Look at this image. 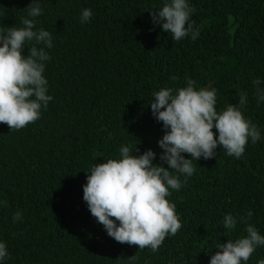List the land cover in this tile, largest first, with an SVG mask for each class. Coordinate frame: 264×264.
I'll return each mask as SVG.
<instances>
[{
  "label": "trees",
  "instance_id": "obj_1",
  "mask_svg": "<svg viewBox=\"0 0 264 264\" xmlns=\"http://www.w3.org/2000/svg\"><path fill=\"white\" fill-rule=\"evenodd\" d=\"M32 2L0 0V29L21 27ZM165 2L39 0L36 28L52 34L51 49L38 47L50 56L43 75L53 99L23 129L0 124V242L9 253L0 264H129L134 255L132 264H210L218 244L247 235V223L264 236V101L253 84L258 78L264 89V0H188L199 36L178 42L152 19ZM85 8L92 17L81 23ZM187 79L216 90L218 112L239 107L246 93L241 110L261 139L249 138L241 158L218 146L214 158L193 160L194 174L187 183L180 175L183 186L166 197L182 227L157 252L121 244L83 199L88 172L121 158V146H137L133 155L151 149L153 163H163L165 129L150 102ZM17 212L22 219L14 222ZM227 214L237 219L233 230L223 226ZM261 259L264 245L241 264Z\"/></svg>",
  "mask_w": 264,
  "mask_h": 264
},
{
  "label": "clouds",
  "instance_id": "obj_2",
  "mask_svg": "<svg viewBox=\"0 0 264 264\" xmlns=\"http://www.w3.org/2000/svg\"><path fill=\"white\" fill-rule=\"evenodd\" d=\"M26 9L28 16L21 18V27L0 29V124H6L11 131L38 120L41 109H46L53 99L47 94L48 82L43 75L45 62L50 60L45 47H53L52 34L36 28L35 18L42 15L39 0H33ZM193 11L188 0H166L151 15L153 22L178 42L189 35L193 40L199 36L195 21L190 22ZM91 17L92 10L83 9L81 23L89 22ZM29 44L25 56L24 49ZM253 84L257 87L258 102L264 101V89L259 88L261 80L254 79ZM246 103L247 94H241L239 107L229 105L218 112L216 90L197 89L192 79L175 91L164 87L154 92L150 102L153 116L163 122L165 129L158 141L163 149L160 155L163 163H153L156 153L151 149L133 155L134 150L138 151L137 146L134 150L131 146H121V158L93 165L83 188V199L92 216L115 241L157 252L165 238L174 236L182 227L176 205L166 197L170 195L169 189L178 191L183 186L180 175L185 177L183 183H187V178L194 174L193 160L214 158L218 146L227 155L241 158L249 138L252 143L261 139L257 126L241 110ZM184 153L191 158H186ZM252 215V211L247 212L249 219ZM21 219L20 212L13 216L14 222ZM241 222L246 223L243 217ZM236 224L232 214L224 216L225 229L233 230ZM245 231L247 235L242 238L218 244L210 264L247 262L256 248L264 245V236L250 223ZM8 255L6 243L0 242V261ZM135 259L136 255L130 257L129 264ZM258 264H264V259Z\"/></svg>",
  "mask_w": 264,
  "mask_h": 264
}]
</instances>
